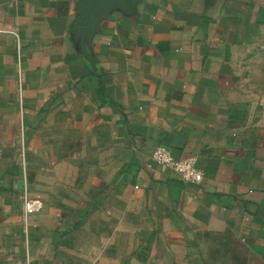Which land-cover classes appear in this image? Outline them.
<instances>
[{
    "label": "crops",
    "instance_id": "1",
    "mask_svg": "<svg viewBox=\"0 0 264 264\" xmlns=\"http://www.w3.org/2000/svg\"><path fill=\"white\" fill-rule=\"evenodd\" d=\"M84 3L0 0V264H264V0Z\"/></svg>",
    "mask_w": 264,
    "mask_h": 264
},
{
    "label": "built area",
    "instance_id": "2",
    "mask_svg": "<svg viewBox=\"0 0 264 264\" xmlns=\"http://www.w3.org/2000/svg\"><path fill=\"white\" fill-rule=\"evenodd\" d=\"M152 158L156 163L172 168L184 182L199 183L204 178L202 170L197 166L196 156L177 158L169 147L161 144L156 148ZM20 199L26 218L39 212L43 207L42 199L30 197L27 193H22Z\"/></svg>",
    "mask_w": 264,
    "mask_h": 264
},
{
    "label": "rangeland",
    "instance_id": "3",
    "mask_svg": "<svg viewBox=\"0 0 264 264\" xmlns=\"http://www.w3.org/2000/svg\"><path fill=\"white\" fill-rule=\"evenodd\" d=\"M260 47L248 56L242 67L245 75V85L257 96L264 91V51Z\"/></svg>",
    "mask_w": 264,
    "mask_h": 264
},
{
    "label": "water",
    "instance_id": "4",
    "mask_svg": "<svg viewBox=\"0 0 264 264\" xmlns=\"http://www.w3.org/2000/svg\"><path fill=\"white\" fill-rule=\"evenodd\" d=\"M138 0H85V9L87 12L81 20L84 24V19H102L107 16L113 9L121 8L124 11H132Z\"/></svg>",
    "mask_w": 264,
    "mask_h": 264
}]
</instances>
